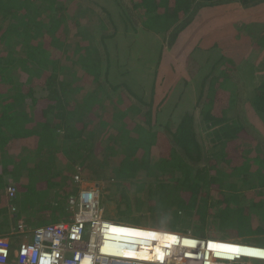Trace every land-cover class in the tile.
Returning a JSON list of instances; mask_svg holds the SVG:
<instances>
[{
  "label": "trees",
  "instance_id": "trees-1",
  "mask_svg": "<svg viewBox=\"0 0 264 264\" xmlns=\"http://www.w3.org/2000/svg\"><path fill=\"white\" fill-rule=\"evenodd\" d=\"M262 53L264 0H0V225L72 214L78 163L106 211L182 233L200 201L210 250L264 257L214 237L264 243Z\"/></svg>",
  "mask_w": 264,
  "mask_h": 264
},
{
  "label": "built area",
  "instance_id": "built-area-1",
  "mask_svg": "<svg viewBox=\"0 0 264 264\" xmlns=\"http://www.w3.org/2000/svg\"><path fill=\"white\" fill-rule=\"evenodd\" d=\"M15 191L13 184L6 188L9 198L14 197ZM69 208L74 211L72 219L45 224L32 232L19 220L10 232L12 237H21L16 245L12 238L0 237V264H213L212 261L218 260L236 262V259L256 258L243 255L232 260L218 258L209 248L203 250L197 246L189 254L181 251L173 258L166 255L163 262L124 259L101 250L109 240H114L107 226L113 222L103 217L96 186L79 190L77 197L69 199ZM28 232L30 240L26 237ZM125 242L128 241L121 240L116 246H124Z\"/></svg>",
  "mask_w": 264,
  "mask_h": 264
},
{
  "label": "bare ground",
  "instance_id": "bare-ground-1",
  "mask_svg": "<svg viewBox=\"0 0 264 264\" xmlns=\"http://www.w3.org/2000/svg\"><path fill=\"white\" fill-rule=\"evenodd\" d=\"M107 226L108 230L114 236V240H109L110 243L101 249L102 252L120 256L124 259H135L137 261L146 262H163L166 255H168L169 258H173L176 256L177 252L182 251V253L185 254L191 253L192 247L196 248L198 246L203 248V250L208 248V246H206V241L209 240L199 241L195 237L184 236L167 230L114 223H108ZM121 240L128 242H125L124 246H116V243H119ZM213 254L218 258L229 260L240 256L238 254H234L231 257L221 256L217 251H213ZM212 262L218 264L216 261Z\"/></svg>",
  "mask_w": 264,
  "mask_h": 264
},
{
  "label": "rangeland",
  "instance_id": "rangeland-1",
  "mask_svg": "<svg viewBox=\"0 0 264 264\" xmlns=\"http://www.w3.org/2000/svg\"><path fill=\"white\" fill-rule=\"evenodd\" d=\"M92 14H94V13H92ZM91 18H93V17H91ZM91 22V21H90ZM189 47V46H188ZM164 65H167L166 64V62H165V64ZM166 68L167 69H169L168 68V66H166ZM169 70H171V69H169ZM72 85V84H71ZM198 115V114H197ZM174 127H176V125H171L170 126V128L171 129H173ZM199 128V127H198ZM197 131V133H194L193 134V136L195 135L196 137H200V138H202L203 139V134H202V132H204V130H199V129H197L196 130ZM167 134H168V136H170L171 137V135H172V132H169V130H168V132H166ZM170 134V135H169ZM194 138V137H193ZM191 145V144H190ZM172 146H175V148L177 149V150H181V153H182V150H183V152H185V150L184 149H182V145L181 144H178L177 142H175ZM189 145H187V147H188ZM186 147V148H187ZM186 154V153H185ZM193 154V153H192ZM63 159V158H62ZM192 162H195V163H197L198 162V164H202L203 163V161H192ZM45 163V162H44ZM75 166H78V163H74L73 164V166H72V170L74 171V172H76V169H75ZM47 168V167H46ZM46 168L45 169H43L42 171H43V173L44 174H46ZM78 168L80 169V167L78 166ZM37 169V168H36ZM53 170H55V169H53ZM26 171H25V169H23L22 170V174H24ZM53 172V171H52ZM51 172V173H52ZM85 174L87 175L86 177H85V179H84V182H86V184L85 185H88V186H90L91 184H93V185H98L99 184V187L103 190V189H105L107 186H108V182L106 181V179H97V178H94L91 174H90V172H88V171H86L85 170ZM39 176V178L41 179V177L42 176H40V175H38ZM50 176H51V174H50ZM164 176H165V174H164ZM163 178H165L166 179V177H163ZM162 178V179H163ZM50 181V180H49ZM55 181V180H54ZM91 182V183H90ZM31 183H32V181H31ZM73 188V185L71 184V189ZM206 188H204V187H202V189L201 190H205ZM111 190H113L112 188H110V190H109V192L111 191ZM75 191V190H74ZM111 192H113V191H111ZM197 192V194L199 193L198 191H196ZM108 192H106V194H107ZM50 194L52 195V192H50ZM105 194V193H104ZM27 195V197L24 199V198H22V197H20L19 198V200L17 201L18 202V206L20 207H24V208H26L27 209V207L29 206V205H34V206H37L38 205V203H37V199H36V194H35V192L34 191H28V193L26 194ZM127 196H129L130 197V200H131V203H132V201H133V187H131L128 191H127ZM203 196V195H202ZM51 197V196H50ZM201 198H203V197H199V195H198V201L201 199ZM122 205V204H121ZM115 206H116V204L113 202V201H111L110 203H109V205H108V211H106L105 209H106V207L105 206H103V215L106 217V218H109V219H111V220H113V221H115V222H119V223H123V224H127V225H135V226H138V227H148V228H150V226H155L154 224V222L152 221V220H149V218H144V219H141L140 217L139 218H128V219H123V218H125V217H121V216H118V215H116L115 214ZM132 206H133V204H132ZM122 207H123V205H122ZM140 208H144V207H142L141 205L139 206ZM134 208H136V204H134ZM203 208H204V205L202 204V203H200V201H199V206H198V209L197 210H200V212H198V213H201V217H200V219H198V220H195L194 219V221H195V223H194V225L192 226V227H188L187 229H186V231H183L182 233L184 234V236H185V234H187V235H191V236H193V237H196V238H199V237H201V238H208V237H213L212 235H211V233L213 234V232H215V231H217V229L215 228V227H213V229H211L210 227H211V225H210V220H211V216L209 215V214H207V217H206V221H207V225H205L204 227L202 226V222H203V217H202V211H203ZM144 210V209H143ZM72 218V214H70V213H68L67 214V217L66 218H63V217H59L58 219L57 218H55L53 215H51V216H49V217H47L46 218V220H44L45 222V224H49V223H53V222H56V221H58V220H69V219H71ZM121 219H123V220H121ZM163 222H165V220L163 221ZM191 224H193V223H191ZM215 226H216V224H215ZM161 227V226H160ZM151 229V228H150ZM152 229H161V230H167V231H170L167 227H161V228H152ZM172 232H175V231H172ZM177 234L179 233V232H176ZM216 233V232H215ZM183 234H181V235H183ZM261 235H258L257 237L259 238ZM214 237H217V238H219V239H224V240H229V241H224V240H222V242H226V243H233V242H236V241H242V242H244V243H248V244H251V245H257V246H264V243H260L259 242V240H255V241H252V240H249V241H244V240H242L241 238H236V237H233V239L232 238H230V237H226V236H214ZM231 241H233V242H231ZM234 244V243H233ZM181 251V250H180ZM178 253V252H177ZM233 253V252H232ZM227 255L230 257L231 255H233V254H231L230 252H227ZM249 261H252V259L251 258H241V259H236V262H234L235 264H249ZM232 263V262H231ZM233 264V263H232Z\"/></svg>",
  "mask_w": 264,
  "mask_h": 264
},
{
  "label": "crops",
  "instance_id": "crops-1",
  "mask_svg": "<svg viewBox=\"0 0 264 264\" xmlns=\"http://www.w3.org/2000/svg\"><path fill=\"white\" fill-rule=\"evenodd\" d=\"M248 50V49H247ZM255 54V53H254ZM263 55V53H262ZM254 55H251L249 54V57H253ZM264 56V55H263ZM262 68L264 69V57L262 58ZM264 77V74L261 75V78ZM25 171H27L28 168H24ZM22 172V171H21ZM83 172L85 173V171L83 170ZM26 174V172L24 173ZM23 174V175H24ZM91 183V182H90ZM83 184H86V182H84ZM99 185V184H98ZM52 199L53 197H49V199ZM33 209H35V207L33 206H28L27 209L24 208V207H21L20 206V210H19V217H16V219H23L24 222H25V225H26V228L28 229L29 232H32L34 230V228L38 227V226H42V225H45V221L47 217L51 216L54 214V212H51L49 213V216H47L46 218H44V215H46L45 213H34V212H31ZM4 218L7 217V220H6V223L4 225H0V235H5L7 234L8 232L11 231V229L13 228V226H16V219L13 220V222L11 223L10 220H8V216H3ZM11 219V218H10ZM28 221V223L26 222ZM134 226V225H132ZM163 228V227H162ZM27 233L26 237L28 240L31 239V236H30V233ZM20 237H17V239H19ZM16 244V242L14 243ZM231 253V252H230ZM231 254H238V255H243V254H240V253H231ZM231 255V256H233ZM223 256H228L227 253ZM230 256V257H231ZM243 256H247V255H243ZM249 257V256H247ZM258 258H264V257H258ZM218 264H222V263H219ZM249 264H264V260H260V259H252V261H249Z\"/></svg>",
  "mask_w": 264,
  "mask_h": 264
},
{
  "label": "clouds",
  "instance_id": "clouds-1",
  "mask_svg": "<svg viewBox=\"0 0 264 264\" xmlns=\"http://www.w3.org/2000/svg\"><path fill=\"white\" fill-rule=\"evenodd\" d=\"M80 167V166H79ZM75 169H76V172H74L73 171V174H72V177H71V182H72V185H73V189L75 190L74 191V193L73 194H71L68 198H67V202H68V206H67V208L69 209V210H71L70 208H69V199L70 198H72V197H77V195H78V192H79V190H81V189H83V188H88V187H91L93 184H91L90 186H88V185H85V184H83L84 183V179H85V177L87 176L84 172H83V170L84 169H79L78 168V166H75ZM75 176H78L79 177V180H76L75 179ZM93 186H96V185H93ZM97 188H98V194H99V198H100V207L102 208V211H103V207L101 206V199H102V194H103V190L99 187V185H97L96 186ZM11 199V198H10ZM12 207H14V209H12ZM19 210H20V207L19 206H15L14 205V203L13 204H10L9 205V211H10V213H12L13 215H19ZM72 211V210H71ZM73 212L74 211H72V216H73ZM19 217V216H18ZM103 217L105 218V219H107V220H111V219H109V218H106L104 215H103ZM72 219V218H71ZM19 220H22L23 222H24V220L23 219H17L16 221L18 222ZM58 221H60V220H58ZM58 221H56V222H58ZM113 223H115V224H123V223H119V222H115V221H113V220H111ZM17 222H16V224H17ZM54 223V222H53ZM127 225V224H126ZM135 226V225H134ZM14 227V226H13ZM39 227V226H38ZM37 228V227H36ZM146 228H148V227H146ZM150 228H154V227H150ZM35 229V228H34ZM13 230V228L11 229V231ZM10 231V232H11ZM10 232H8L7 234H5V235H0V237H10V239L12 238L13 239V241H14V243L16 242H18V241H20L21 240V237L20 236H18V235H14L13 237L10 235ZM179 234H183V233H180L179 232ZM184 235V234H183ZM185 236H190V237H193V236H191V235H187V234H185ZM17 237H20L19 239H17ZM196 238V237H195ZM196 239H199V240H203V241H205V240H210V239H213V238H201V237H199V238H196ZM215 240H219V239H215ZM224 241H226V240H224ZM227 241H229V240H227ZM231 242H233V241H231ZM234 243H237V244H244V245H250V246H256V247H261V246H257V245H251V244H247V243H243V242H239V241H236V242H234ZM16 245V244H15ZM15 245H12V247H14ZM261 248H264V247H261ZM251 259H260V260H264V259H262V258H251ZM217 262H221V263H223V264H235L234 262H227V261H224V260H218Z\"/></svg>",
  "mask_w": 264,
  "mask_h": 264
}]
</instances>
